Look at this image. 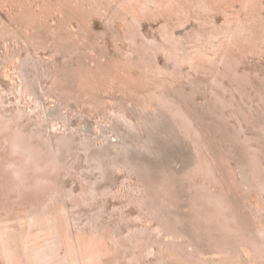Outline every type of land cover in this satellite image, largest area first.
<instances>
[{"label":"rangeland","instance_id":"rangeland-1","mask_svg":"<svg viewBox=\"0 0 264 264\" xmlns=\"http://www.w3.org/2000/svg\"><path fill=\"white\" fill-rule=\"evenodd\" d=\"M0 264H264V0H0Z\"/></svg>","mask_w":264,"mask_h":264}]
</instances>
